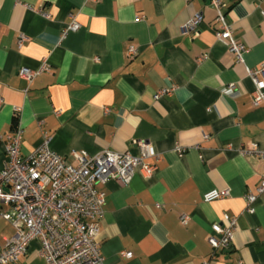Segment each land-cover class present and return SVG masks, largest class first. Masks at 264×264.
Here are the masks:
<instances>
[{"label": "crops", "instance_id": "1", "mask_svg": "<svg viewBox=\"0 0 264 264\" xmlns=\"http://www.w3.org/2000/svg\"><path fill=\"white\" fill-rule=\"evenodd\" d=\"M223 1L248 48L242 61L216 36L221 22L209 0H0V171L18 126L22 154L44 133L66 157L73 149L137 155L143 141L157 153L145 158L150 171L137 168L128 184L97 185L105 192L104 264H264V195L253 213L245 210L264 158L243 153L252 143L264 147V105L252 103L249 73L263 68L264 78V0ZM197 13V30L184 34ZM73 18L80 28L63 36ZM44 59L48 68L31 83L19 76ZM164 87L174 89L155 99ZM215 188L230 193L205 201ZM224 214L237 227L232 244L214 251L207 237ZM14 232L0 218V249ZM39 246L33 240L8 264H46Z\"/></svg>", "mask_w": 264, "mask_h": 264}, {"label": "built area", "instance_id": "2", "mask_svg": "<svg viewBox=\"0 0 264 264\" xmlns=\"http://www.w3.org/2000/svg\"><path fill=\"white\" fill-rule=\"evenodd\" d=\"M209 2L217 10L221 22L215 30L216 36L226 43L237 61H242L248 48L235 37L227 22L226 3L223 0ZM201 20V14H195L182 26V32L191 34L196 31ZM79 28L80 23L73 18L64 27L63 36ZM24 40L25 36L21 35L19 43ZM129 53L134 55L136 49L131 46ZM47 68L44 59L39 69L21 67L19 76L31 83ZM262 72L263 68L249 71L256 84L252 91L254 106L264 105V78L258 77ZM173 89L161 88L154 97L157 99ZM232 90L233 85L223 88L226 93ZM2 103L0 97V105ZM7 139L4 145L6 162L0 171V218L11 222L15 232L4 240L0 249V264L16 263L33 240L39 241V253L46 264H104L99 234L105 192L97 185L112 179L128 184L139 167L149 172L151 166L145 158L157 154L154 147L143 141L139 144L140 153L137 155L110 149L96 154L73 149L66 157L51 149L50 138L45 133L42 142L28 154L21 152L20 126L8 134ZM243 153L264 158V147L252 143L243 149ZM229 193L228 188H215L206 191L203 198L212 201L227 197ZM259 195H264V174L256 192L245 195L246 211H255L254 202ZM180 219L186 223L189 217L181 215ZM236 227L237 217L229 214H224L221 221L212 224L207 240L214 251L232 244ZM123 254L132 256L131 251H123Z\"/></svg>", "mask_w": 264, "mask_h": 264}]
</instances>
